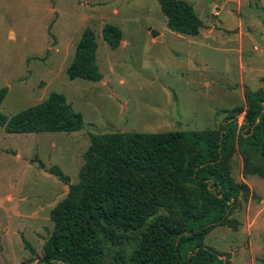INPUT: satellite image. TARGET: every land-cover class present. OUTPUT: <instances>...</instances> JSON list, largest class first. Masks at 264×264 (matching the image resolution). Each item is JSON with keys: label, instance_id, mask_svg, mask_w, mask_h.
<instances>
[{"label": "rangeland", "instance_id": "rangeland-1", "mask_svg": "<svg viewBox=\"0 0 264 264\" xmlns=\"http://www.w3.org/2000/svg\"><path fill=\"white\" fill-rule=\"evenodd\" d=\"M184 1L200 20L215 23V42L200 44L198 38L178 34H165L162 41L152 38L149 29L166 27L155 0H0V88L7 89L0 115L10 118L59 93L83 118L82 128L70 134H5L0 128V148L18 149L32 164L28 169L10 155L0 156V264H39L52 230L49 209L64 197L65 184L48 170L57 167L69 183L77 182L91 135L217 129L233 109H245L246 92H264L245 80L241 96L239 57L230 39L238 15L232 0ZM256 4L258 0L251 1L252 14ZM259 23L249 33L253 53L264 50ZM105 24L121 31L116 50L101 38ZM86 28L97 40L101 80L96 83L66 75ZM244 115L239 114L238 125ZM241 163L237 154L234 179H239ZM254 216V208L247 211L243 203L231 217L236 228L215 227L204 246L230 256L231 264H262L264 224L256 220L249 228ZM141 233L127 234L131 241L124 245L103 242L101 264H113L118 250L130 253Z\"/></svg>", "mask_w": 264, "mask_h": 264}, {"label": "trees", "instance_id": "trees-1", "mask_svg": "<svg viewBox=\"0 0 264 264\" xmlns=\"http://www.w3.org/2000/svg\"><path fill=\"white\" fill-rule=\"evenodd\" d=\"M155 1L168 30L199 35L203 23L190 3ZM101 38L116 50L122 34L105 24ZM97 47L95 33L86 28L66 69L69 80H101ZM6 94L0 88V106ZM82 126L81 114L59 93L10 118L0 115L6 134H70ZM237 154L244 178L264 179L261 90L246 92L245 109H233L217 129L91 135L77 182L69 183L57 167L48 170L68 190L50 210L52 230L38 263L101 264L103 242L124 245L131 241L127 234L142 232L130 253H114L113 264H231L230 256L204 246L203 240L215 227H235L231 217L249 197L248 187L231 175Z\"/></svg>", "mask_w": 264, "mask_h": 264}, {"label": "crops", "instance_id": "crops-1", "mask_svg": "<svg viewBox=\"0 0 264 264\" xmlns=\"http://www.w3.org/2000/svg\"><path fill=\"white\" fill-rule=\"evenodd\" d=\"M251 1L252 0H232V2L236 5V12L238 15H237L236 28L234 31H232V33L233 32L235 33V36H233V38L230 39H232V43L235 45L236 53L238 54L239 57V72H240L239 85H240V91H241L240 93L242 97L244 96L243 93L245 92L244 89L245 80L248 81L249 83L250 82L256 83L259 88L264 87V50H258V51L255 50L256 52L253 53L249 48V43L252 42V34H249L251 31L250 29H254L257 26L256 22L257 23L260 22L259 25L264 29V0H258L259 5L256 4V9L254 14L250 12ZM243 7L246 8L244 12V18L241 16V11ZM216 8L217 7L215 6V10H217ZM215 12H213V16L217 17L218 12L217 13ZM201 22L203 23V25L208 24L209 26L205 25L206 26L205 32L200 31L199 35L195 36L194 38H198V42H200V44L215 42V40L218 38L217 34L219 32L215 23L212 21H203V20H201ZM165 28L163 27L161 30H155L156 32H158V36L154 39L162 41L164 39L165 34L175 36L173 35L175 34L174 32H171L170 30ZM177 38L183 40L180 36ZM7 155L12 156L15 159L14 162L17 163L24 162L25 167L28 169L32 165L30 164L29 158L23 157L22 151L18 149L13 150V149L0 148V156H7ZM239 170H240L239 179L237 178L235 180L237 182L245 184L250 191L249 193L250 197L248 198V201L244 202V205L247 208V211L250 210L251 208H254L255 219L253 220V223L249 225V228H251V226L254 225L256 220L260 221L258 222V224L262 222H263L262 224H264V183L263 182L260 183L261 181L257 179L256 175L248 176L244 178L241 173L242 163L240 165ZM67 190L68 187L66 185L63 186L64 197L67 193ZM64 197H61L58 201L52 204L51 209L56 205L57 202L62 200ZM42 208L43 207H39L34 212L37 213Z\"/></svg>", "mask_w": 264, "mask_h": 264}, {"label": "water", "instance_id": "water-1", "mask_svg": "<svg viewBox=\"0 0 264 264\" xmlns=\"http://www.w3.org/2000/svg\"><path fill=\"white\" fill-rule=\"evenodd\" d=\"M149 33L150 35L153 37V38H156L158 36V32L154 31V30H149Z\"/></svg>", "mask_w": 264, "mask_h": 264}]
</instances>
